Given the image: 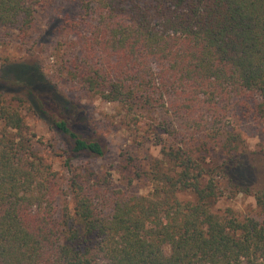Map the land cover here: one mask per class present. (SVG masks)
Instances as JSON below:
<instances>
[{
    "label": "trees",
    "instance_id": "16d2710c",
    "mask_svg": "<svg viewBox=\"0 0 264 264\" xmlns=\"http://www.w3.org/2000/svg\"><path fill=\"white\" fill-rule=\"evenodd\" d=\"M52 1L0 0V27L18 24L28 36L36 9ZM80 1L90 18L67 78L136 121L168 115L177 125L160 128L183 130L182 139L161 148L168 171H134L153 185L135 193L129 167L116 170L125 183L116 186L89 165L109 142L39 64L14 78L0 72V264H264V225L213 209L216 177L230 178L209 164L211 141L221 145L210 131L230 102L264 122V0ZM21 108L50 129L63 184L36 153L35 143H46L28 131ZM222 147L232 161L236 146ZM130 148L123 156L133 166ZM66 192L73 207L59 209ZM252 195L264 213V188Z\"/></svg>",
    "mask_w": 264,
    "mask_h": 264
},
{
    "label": "rangeland",
    "instance_id": "374dc122",
    "mask_svg": "<svg viewBox=\"0 0 264 264\" xmlns=\"http://www.w3.org/2000/svg\"><path fill=\"white\" fill-rule=\"evenodd\" d=\"M82 4L80 0H53L38 7L28 36L22 35L18 24L0 27V72L14 78L23 73L25 65L39 64L44 74L57 84L62 93L81 103L86 112L92 114L99 131L109 142L106 156L90 160L89 165L95 171L102 172L106 178L112 174V183L116 186L125 184L116 170L126 171L129 167V174H135L129 189L138 194H146L151 192L152 182L134 171L146 168V164L151 169L158 165L162 170L168 171L173 163L162 155L161 148L164 144L166 147L172 144L176 146L184 131L168 135L160 125L175 128L177 122L162 113H157L155 117L145 114L143 119L136 121L131 114H126L122 106L105 101L98 94L82 89L78 82L67 78L65 68L80 53L77 40L84 32L85 22L90 18L82 9ZM21 112L28 131L36 135L35 138L41 137L46 143H35L36 153L42 157L44 164H50L51 168L60 171L58 175L63 184L65 179L60 160L55 157L48 144L52 138L50 129L44 121L37 119L25 108H21ZM245 112L237 102H230L210 131L219 138L221 145L210 139L213 147L210 150L209 164H222L230 178V181L226 180L227 176L223 177L221 173L216 177L221 194L213 209L224 210L229 207L238 217H254L264 225V213L259 211L252 195L255 190L264 188V122L248 117ZM229 141L237 148L234 159L230 162L227 160V149L222 147L223 143L228 144ZM130 146L131 150L135 148L133 154L138 155L131 163L133 166L127 165L123 156ZM69 196L67 192L59 194V209L65 205L72 209L73 200ZM177 196L183 200L193 198L186 191L177 192ZM164 250L169 252L168 247Z\"/></svg>",
    "mask_w": 264,
    "mask_h": 264
}]
</instances>
